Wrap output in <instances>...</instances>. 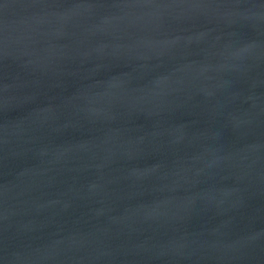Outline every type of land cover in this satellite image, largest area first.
<instances>
[{
    "label": "water",
    "instance_id": "obj_1",
    "mask_svg": "<svg viewBox=\"0 0 264 264\" xmlns=\"http://www.w3.org/2000/svg\"><path fill=\"white\" fill-rule=\"evenodd\" d=\"M0 264H264V0H0Z\"/></svg>",
    "mask_w": 264,
    "mask_h": 264
}]
</instances>
